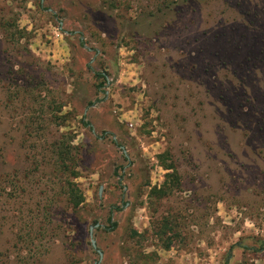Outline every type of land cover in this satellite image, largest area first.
Segmentation results:
<instances>
[{
    "label": "rangeland",
    "instance_id": "obj_1",
    "mask_svg": "<svg viewBox=\"0 0 264 264\" xmlns=\"http://www.w3.org/2000/svg\"><path fill=\"white\" fill-rule=\"evenodd\" d=\"M95 263L264 264V0H0V264Z\"/></svg>",
    "mask_w": 264,
    "mask_h": 264
},
{
    "label": "water",
    "instance_id": "obj_2",
    "mask_svg": "<svg viewBox=\"0 0 264 264\" xmlns=\"http://www.w3.org/2000/svg\"><path fill=\"white\" fill-rule=\"evenodd\" d=\"M99 225L97 224L95 227H98ZM93 230H94V227H91V243H92V246L94 248H97V245H96V240L93 238ZM100 257L102 258L103 257V253L101 250H97ZM95 264H98V263H95Z\"/></svg>",
    "mask_w": 264,
    "mask_h": 264
},
{
    "label": "trees",
    "instance_id": "obj_3",
    "mask_svg": "<svg viewBox=\"0 0 264 264\" xmlns=\"http://www.w3.org/2000/svg\"><path fill=\"white\" fill-rule=\"evenodd\" d=\"M174 181H176L175 179H173ZM73 197V206L74 207H78L81 203H82V197H81V195H73L72 196Z\"/></svg>",
    "mask_w": 264,
    "mask_h": 264
}]
</instances>
